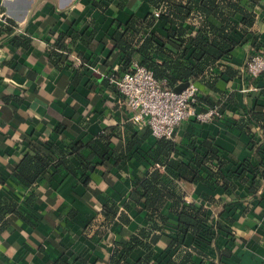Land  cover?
<instances>
[{"label": "crops", "instance_id": "obj_1", "mask_svg": "<svg viewBox=\"0 0 264 264\" xmlns=\"http://www.w3.org/2000/svg\"><path fill=\"white\" fill-rule=\"evenodd\" d=\"M258 1L260 10L254 28L258 39L264 42V0ZM90 3L91 0H0L4 16L21 28L14 32L31 36L29 47L22 49L13 44L12 34L0 35V178L4 180L0 182V197L16 200L23 215L34 226L30 227L14 213L7 216L9 225L0 237V264H50L65 249L64 258L74 251L84 260L73 264H107L113 242L120 239L124 231L146 224L140 203L126 210L130 218L127 226L117 219L108 225L98 213L107 196L119 202L120 209L124 210L127 192L132 188L130 177H140L145 170L136 157L123 163L109 153L110 173L103 174L102 167L92 168L86 187L71 176L63 179L55 174L50 180H41L31 189L36 194L33 203L26 202L24 189L9 177L21 152L26 150L27 139L64 137L82 148L92 136L89 126L98 123L101 129L113 127L119 150L134 138L142 140V149L155 140L145 125L136 126L128 121L129 112L123 110V99L102 83L99 70L111 52L105 35L113 31V17L124 22L130 13L142 17L156 9L147 0H127L126 9H118L114 2L101 13ZM91 28L97 30L93 42L84 45L68 41L66 62L58 68L49 62L50 30L69 34L74 29L88 34ZM77 52L89 63L82 69L78 83L73 84L74 70L79 64V58L74 56ZM247 57L244 43L218 63L213 69L217 76L215 91L204 83H196L198 108H209L201 99L203 93L213 100L222 97V116L203 123L194 119L180 123L175 129L174 141L183 155H190V139H194L197 151L205 150L200 145L207 139L221 148L229 166L230 162L246 158L254 165L258 158L251 152L252 139L257 142L254 147L258 148L257 155L264 165V120L260 124L248 117L251 112L264 113V77L254 80L248 76L244 67ZM226 68L233 71V75L228 74ZM244 126L250 131H245ZM56 127L58 134L52 133ZM130 154L133 150L127 152ZM178 157L181 159L180 155ZM158 169L164 170L163 167ZM172 183L187 202L200 204L202 198H213L206 206L214 220L225 202L233 203L239 210L235 224L219 219L228 230L219 231L215 248L232 250L231 256L220 259L224 264H264V198L246 196L243 185H239L236 194H228L221 186L203 181L173 180ZM262 189L261 184L258 192ZM246 206L249 209L243 212ZM142 254L143 250L136 248L128 260L133 261ZM212 256L217 257L214 249Z\"/></svg>", "mask_w": 264, "mask_h": 264}, {"label": "trees", "instance_id": "obj_2", "mask_svg": "<svg viewBox=\"0 0 264 264\" xmlns=\"http://www.w3.org/2000/svg\"><path fill=\"white\" fill-rule=\"evenodd\" d=\"M114 2L118 9H126L127 0H91L90 4L103 13ZM147 3L159 11L158 17L155 18L153 12H147L142 17L130 13L124 22L113 17V31L105 35L110 41L111 52L101 64L99 72L102 83L117 94L118 90L109 82V76L132 70L133 62L146 65L154 77L165 80L166 87L170 89L189 82L204 83L215 91L217 76L213 69L222 59L229 58L237 46L246 43L248 57L255 52L264 56V42L258 39L254 28L260 10L258 0H147ZM0 12L3 13V10ZM16 27L15 22L5 17L0 25V35L12 34L13 44L27 49L31 36L15 33ZM96 31L91 28L86 34L72 29L68 34L67 31L50 30L52 41L47 45L49 62L58 68L69 58L68 41L88 45L93 42ZM236 34L240 36L236 37ZM74 56L79 58V64L74 70L72 83L77 84L82 69L89 62L80 52L74 53ZM225 70L233 75L229 68ZM259 77H264V71L251 79ZM201 96L209 107L222 101V97L213 100L208 94L203 93ZM122 102L123 110L130 115L129 108ZM248 117L261 124L264 113L251 112ZM57 128L52 133L58 134ZM63 128L66 129V126ZM244 130L250 131L247 126H244ZM88 131L92 136L82 148L64 137L27 139L26 150L21 152L9 176L24 189L27 203H33L36 198V194L31 191L34 185L41 180H50L55 174L63 179L71 176L86 187L92 168L102 167L103 174L110 173V155L123 163L136 157L140 164L143 163L145 170L140 177H130L132 188L127 192L124 210L120 209L119 202L107 196L98 213L108 225L117 219L120 224L127 226L130 218L126 210L140 203L145 211L146 224L133 231H124L125 234L113 242L107 264H224L220 259L231 256L232 250L227 247L221 250L215 248L219 231L228 230L220 220L235 224L239 210L233 203L225 202L217 214L218 218L214 220L206 206L213 198H202L200 204L187 202L172 181H203L221 186L228 194H236L239 185H243L246 196L264 198V165L262 158L257 155L258 148L254 147L257 142L251 139V152L258 158L257 164L253 165L246 158L230 162L229 166V160L221 148L207 139H203L200 145L205 150L199 151L194 148V139H190V155L186 156L174 141V135L170 139H155L146 149L140 147L142 140L134 138L119 150V140L114 138L113 127L101 129L98 123H93ZM130 150H133V154L127 155ZM178 155L181 159L177 158ZM156 164L164 170L160 172ZM0 182L4 180L0 178ZM261 184L263 189L258 192ZM93 192L97 194V191ZM11 198L0 197V237L9 225L7 216L12 213L34 227L19 209L18 202ZM248 209L246 206L243 212ZM136 248L142 249L143 254L129 261V256ZM213 249L217 253L216 258L212 256ZM66 253L65 249L50 264L84 262L74 251L64 258Z\"/></svg>", "mask_w": 264, "mask_h": 264}, {"label": "built area", "instance_id": "obj_3", "mask_svg": "<svg viewBox=\"0 0 264 264\" xmlns=\"http://www.w3.org/2000/svg\"><path fill=\"white\" fill-rule=\"evenodd\" d=\"M158 17L159 11H153ZM5 16L0 12V21ZM16 31H21L17 26ZM246 72L250 78L258 77L264 71V56L255 52L247 57ZM97 71L96 68H93ZM126 106L130 110L128 121L147 127L155 139L173 137L176 127L189 119L198 122H208L221 118V104L201 110L198 108V87L188 83L180 92L166 87L165 80H157L153 72L146 65L133 62L132 70L122 72L118 76H109ZM160 167L159 164L155 165ZM264 261V254L262 255Z\"/></svg>", "mask_w": 264, "mask_h": 264}, {"label": "water", "instance_id": "obj_4", "mask_svg": "<svg viewBox=\"0 0 264 264\" xmlns=\"http://www.w3.org/2000/svg\"><path fill=\"white\" fill-rule=\"evenodd\" d=\"M189 82H185V83H181L179 85H177L175 88H173V90L175 92H180L183 88H185L188 85Z\"/></svg>", "mask_w": 264, "mask_h": 264}]
</instances>
